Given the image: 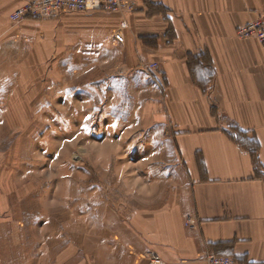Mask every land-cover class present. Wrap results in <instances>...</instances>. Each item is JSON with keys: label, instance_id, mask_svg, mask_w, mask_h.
I'll use <instances>...</instances> for the list:
<instances>
[{"label": "crops", "instance_id": "obj_1", "mask_svg": "<svg viewBox=\"0 0 264 264\" xmlns=\"http://www.w3.org/2000/svg\"><path fill=\"white\" fill-rule=\"evenodd\" d=\"M131 1L135 12L127 15L69 13L14 26L9 15L23 0H0V54L55 39L66 52L62 62L77 58L73 75L102 68L87 86L103 89L104 119L119 120L121 131L122 121L136 120L139 145L121 150L151 152L154 184L168 190L157 206L137 208L127 223L114 225L110 249L126 263L146 264L143 255L152 251L168 264H204L208 253L264 264V47L235 35L264 16V0ZM10 82L0 74V104L14 109L21 99L5 95ZM130 104H139V115ZM7 114L0 108V119ZM3 157L0 151V264H15L33 214L14 162ZM38 225L49 230L46 218ZM74 242L57 253L56 264L75 257Z\"/></svg>", "mask_w": 264, "mask_h": 264}, {"label": "rangeland", "instance_id": "obj_2", "mask_svg": "<svg viewBox=\"0 0 264 264\" xmlns=\"http://www.w3.org/2000/svg\"><path fill=\"white\" fill-rule=\"evenodd\" d=\"M11 14L10 23L18 25ZM41 21L46 20H36ZM50 44L45 47L35 39L23 54L18 48L0 54V74L11 78L5 95L21 99L15 110L0 104L1 111L10 113L0 119L1 156L14 162L27 192L25 209L33 214L30 221L24 219L31 230L21 240L24 248L16 250L15 264H56L57 253L72 240L77 253L63 264H128L110 249L114 225L127 223L137 208L157 206L168 185L154 184L153 165L146 162L151 152L121 150L139 145L136 120L122 121L121 131L119 120L104 119L103 89L87 86L104 75L102 68L93 66L75 76L71 68L73 59L78 65L77 58L70 55L62 62L66 52L62 54L55 39ZM119 106H111L113 114ZM128 106L139 115V104ZM144 123L145 128L151 124L150 116L145 115ZM14 145L16 152L10 155L7 150ZM45 218L49 230L43 233L38 224Z\"/></svg>", "mask_w": 264, "mask_h": 264}, {"label": "built area", "instance_id": "obj_3", "mask_svg": "<svg viewBox=\"0 0 264 264\" xmlns=\"http://www.w3.org/2000/svg\"><path fill=\"white\" fill-rule=\"evenodd\" d=\"M108 13L127 15L135 12L131 0H24L10 16L13 23L26 20H50L69 13ZM235 35L239 40H255L264 46V16H261L244 26L238 27ZM151 70H158L157 64L150 65ZM186 226L193 228L190 219ZM146 264H168L155 252L148 251L143 255ZM178 264H184L180 262ZM204 264H237L235 260L208 253L204 257Z\"/></svg>", "mask_w": 264, "mask_h": 264}]
</instances>
